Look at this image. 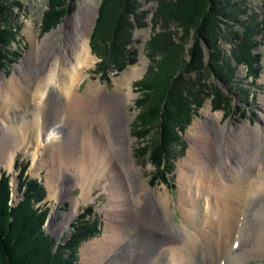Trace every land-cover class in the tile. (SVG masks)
<instances>
[{"label": "rangeland", "instance_id": "obj_1", "mask_svg": "<svg viewBox=\"0 0 264 264\" xmlns=\"http://www.w3.org/2000/svg\"><path fill=\"white\" fill-rule=\"evenodd\" d=\"M60 1L63 11L59 18L50 27L43 28L41 14L45 9L47 0H6L9 10L1 14L0 19L3 26L11 23L16 37L14 41L9 43L10 53L8 56L10 58L0 64V87L12 76H17L18 79L22 80L24 74H26L23 72L22 76L20 70L23 68L26 69H24L25 72L37 70L38 67L33 62L30 54L38 44L43 42L45 35L52 33L51 41L46 49L47 55L50 56L63 50L68 39H76L77 30L88 32L89 51L93 58L88 66L82 69L81 77L74 88L84 95L83 97L90 95V89L98 88L95 105L99 106V116L102 117L100 116L97 123L100 122V119L103 120L104 117H107L110 109H112L113 102L121 103L126 94L130 93L129 100L121 110L126 115V119L128 118V124L126 123L128 133H125L129 136L126 146L127 151L123 155L128 159V167L132 169V174L138 185L135 186L134 190L137 200L131 202V210L129 209L127 214L132 213V215L141 219L144 216L141 206L147 208V210L151 208L149 202L146 201L154 199L159 202L163 197H167V204L164 207H167L169 211L171 223L179 226L183 222V218L178 175L180 164H183L188 158V150L193 148L194 145L200 144L199 140L197 142L195 140L196 137L201 135L197 134L196 129L198 127L195 124L199 123L202 129L203 127L209 129V137L207 136V138L212 135V139L215 141V144L209 142L210 149L213 147L217 150L216 144L219 139H221L223 146L227 145L229 147H227V164L229 166L230 163L241 162L242 158V147L238 149L230 147L229 135L236 136L239 133L241 136L247 135V140L251 141L252 145H255V137L264 139V0H245L248 15L242 18L250 22L253 21L257 28L260 27L261 29L253 32V46L245 56L246 60L238 62L233 60L229 65V71L224 67L221 76H216V72L215 74L210 73L206 67L205 69L202 66L198 69L190 68L193 64H188L192 58L188 53V48L193 45L190 38L192 35L189 33L185 36L173 21H163L161 18L153 17L152 13L158 0H135L137 6L130 16H127L130 25L126 27L124 32L123 27L121 29L122 35L126 34L127 37L124 38L128 41L123 44L120 51L111 46L112 44L107 38H112V36L110 37L107 32H102L106 33L102 37L105 38L104 40L97 35L99 29L92 35V31H95V20L98 16L100 0ZM233 28H236V26H233ZM229 30L231 29L229 28ZM219 42L220 48L223 49L224 58H232V51L237 48L240 49L237 43L225 44L222 41ZM94 43H97V45L95 46ZM98 45L103 46L106 51V56L101 64L99 56L92 51L102 48H98ZM198 46L200 48L202 46L203 61H206L209 55L206 47L203 44H197V48ZM162 53L169 56V61L174 63L172 81L180 74L175 87L180 86L182 83L190 84L192 86L189 89L190 93L185 90H182V93L191 98L193 96L189 95L195 92L197 96H200V98L197 97L200 104L195 106V109L190 110L189 117L183 122L182 126L175 127V133L178 134L179 138L171 142L170 151L166 150L164 160L160 158V161L152 162L150 158L153 159V157L150 155V149L152 148L153 128L150 130L149 127H145L146 132L139 138L135 133L137 127L139 129L143 128V123L141 124L143 117L140 112L144 104L140 103L139 99L145 96L143 93L144 88L140 89L135 82L149 76L147 67L149 64L154 63L153 59L159 60ZM246 63L256 68L254 78L246 74L248 70ZM132 68L138 71V75L131 81L126 82L125 77H128L126 74L133 71ZM210 96H213L215 101L219 103L218 106H212ZM57 105L49 104L47 108L48 115L46 114L48 119H51L56 112L61 111L62 102L57 103ZM106 109L108 111L102 112ZM24 117L27 119V112L24 113ZM44 118L41 121H44ZM18 120L16 117L10 119L9 130L0 125V138L3 137L4 141L9 140L11 134L15 132H19L20 135L25 137L14 156V159L16 157L18 164L19 162L20 164H15L13 169L12 162L6 164L1 161L0 163V172L4 171L0 173V178H3L1 174H4L6 178H9V184L11 185V204H15L22 199L25 180L35 179L36 181H32L39 186L41 194L35 206L41 205L47 211L46 215L43 216V229L53 237L55 244L63 241L68 242L70 246L72 244L69 250L74 261L71 264H81L84 247L95 240L100 241L105 232L106 224L113 216L110 213L115 207L113 196L116 194L113 195V188L122 179H119L112 169H105L97 179H94V176L85 185L83 192L82 186L78 185L77 180L74 179L75 171L73 168L65 167L58 160L48 159L49 156L44 151L45 144L39 129L35 127L26 129V127H23L25 125L18 123ZM67 121L69 129L67 130L66 126L64 127L63 131L65 133H62L64 135L62 141L65 139V148L68 151V147L71 146L70 148H72L74 144L78 143L77 145L80 146L82 134L75 132V135H73L74 131H71V125H74V120L69 119ZM123 121L124 124L125 121L127 122V120ZM155 121L156 119L153 120V122ZM95 124L94 122L93 125ZM220 124L223 125L221 131L218 130ZM103 125L99 124L101 135ZM70 134L73 136L71 137ZM105 140L107 143L106 134ZM37 143H39L38 148ZM40 144L42 145L41 148ZM142 146L144 148L141 151ZM111 154L113 155V152ZM112 159V166L118 168V170L121 169V162L114 156H112ZM215 159L217 160V158ZM36 161L40 162V168L36 167ZM53 166L58 167V171L55 176L56 180L55 177L52 179L55 186L52 193L49 190L46 176L48 169ZM115 170L117 171V169ZM91 173L86 171L81 174V180H85ZM124 183L127 194H131L132 190L128 187L127 181H124ZM127 198L130 199L131 197ZM255 203L257 208L254 209L259 211V217L254 219L250 215L253 210L251 209L250 213L247 211L249 223L244 222L238 235L237 247L226 249L222 256L218 258L217 263H226L229 260H234L233 262L247 260L246 254H254L253 251L249 250L247 236H244V234L250 230L254 234L260 232V226L264 224V196L258 197ZM204 207L203 210L208 211L209 203ZM127 214H120L123 221L129 219ZM241 223H238L237 228H240ZM139 226V228L133 227V231L129 236L127 234L126 237H123V240L117 244L119 246L114 245L112 250L108 251L98 264H135L136 261L140 262L143 257L145 261L142 264H152L147 250L151 246V251L155 242L157 245L158 239H146V242L147 240L149 242L145 243L143 237L145 230H150L160 239H182L179 235H170V233L162 231L161 226L151 222L150 219H144ZM145 244L148 245L147 250L144 251ZM200 245L204 256L211 257V253H207L206 246L204 244ZM151 252L153 253V250ZM152 253L151 255H153ZM259 263H264V257L262 259L251 257L245 263L243 262V264Z\"/></svg>", "mask_w": 264, "mask_h": 264}, {"label": "bare ground", "instance_id": "obj_2", "mask_svg": "<svg viewBox=\"0 0 264 264\" xmlns=\"http://www.w3.org/2000/svg\"><path fill=\"white\" fill-rule=\"evenodd\" d=\"M77 34L76 39L67 40L63 50L50 56L47 55L46 49L51 41L52 33L45 35L43 42L38 44L30 54L38 67L37 70L25 72L23 68L20 70L21 74L22 76L23 72L26 74L22 80L12 76L0 87V125L9 130L10 119L16 117L19 119L18 123L25 125L23 127L26 129L29 127L39 129L48 159L58 160L65 167L73 168L74 179L77 180L78 185L82 186L83 192L85 185L94 176V179H97L105 169H112L117 177L122 179L120 182L118 180L119 183L113 188V195L116 194L113 196L115 207L110 212L113 216L106 224L100 241L95 240L84 247L81 264H98L114 245L119 244L127 234L129 236L133 227L141 225L144 219H150L151 222L161 226L162 231L170 235L182 237L181 241L174 238L160 239L150 230H145L143 236L145 243L149 242V240L146 242V239H158L157 245L155 242L152 248L153 253L152 250L150 251L151 246L147 250L148 244L142 246L144 251H149L147 254H150L152 264H243L251 257L262 259L264 257V224L260 226L258 234L251 233V230L244 234L247 236L249 250L254 252V254H246L247 260L217 263L226 249L237 247L238 242L234 247L232 242L238 240L244 222L249 223L247 211L250 213L252 209L253 212L250 215L254 219L259 217V211L254 208H257L255 203L257 198L264 196V139L255 137V145H252V142L247 140V135L241 136L240 133L236 136L229 135L230 147L233 149L242 147L241 162L230 163L229 166L227 164L229 147L223 146L219 139L216 144L217 150L213 147L210 149L209 142L215 144V141L212 135L207 138L209 129L207 127L202 129V126L196 123L198 127L196 132L202 136L196 137L195 140L196 142L199 140L200 144L188 150V158L180 164L178 175L183 222L179 226L171 223L169 211L167 207H164L167 204V197H163L159 202L154 199L146 201L151 208L147 210L141 206L143 219L132 213L127 214V211L131 210V202L137 200L134 190L138 185L132 169L128 167V159L123 155L127 151L129 136L126 135L128 118L126 119V115L121 110L129 100L130 93L126 94L121 103L113 102L107 117L100 119L97 123L101 116H99V106L95 105L98 88L90 89L88 97H83L84 95L74 88L81 77L82 69L88 66L93 58L89 51L88 32L77 30ZM132 70L126 74L128 76L125 77L126 82L138 75V71L134 68ZM61 102V111L48 119L46 114L49 104L57 105ZM106 111L108 109L102 112ZM25 112H27V119L24 117ZM42 118L44 121H41ZM69 119L74 120V125H71L73 135L75 132L82 135L80 146L77 145L78 143L74 144L72 148L68 147L67 151L65 139L62 141L64 137L62 133L65 126L67 130L69 129L67 121ZM123 120L127 122L125 121L124 124ZM94 122L95 125H93ZM99 124H104L102 135ZM222 128L223 125L220 124L218 130L221 131ZM24 138L19 132L12 133L9 140L4 141L3 137L0 138V163L1 161L6 164L13 163L16 151ZM38 145L39 143L37 148ZM112 156L121 162V169L118 170L112 166ZM37 162L36 167L40 168V162ZM55 167L48 169L46 176L51 192L55 187L52 179L58 171V167ZM86 171L92 173L85 180H81V174ZM124 181H127L128 187L132 190L131 194H127ZM208 203L209 209L205 212L203 207ZM121 213L127 214L129 219L123 221ZM238 223H241L240 228H237ZM200 244L206 246L207 253H211V257L204 256ZM140 260L135 264H142L145 261L144 257Z\"/></svg>", "mask_w": 264, "mask_h": 264}, {"label": "trees", "instance_id": "obj_3", "mask_svg": "<svg viewBox=\"0 0 264 264\" xmlns=\"http://www.w3.org/2000/svg\"><path fill=\"white\" fill-rule=\"evenodd\" d=\"M136 6L135 0H100L95 31H92V35L99 29L97 35L102 38L106 34L102 32H107L110 37L112 36L107 38L111 46L120 51L123 44L128 41L125 39L127 35H122L121 29L123 27L124 32L130 25L127 16H130ZM8 10L6 0H0V15ZM247 10L245 0H158L152 15L163 21H173L185 36L189 33L192 35L190 38L193 45L188 48V53L192 56L188 64H193L190 68L198 69L202 66L205 69L206 67L210 73L216 72V76H221L224 67L229 71V65L233 60H236L235 62L246 60L245 56L253 46V32L261 29L257 28L253 21L242 18L248 15ZM62 11L60 0H47L41 14L42 27H50ZM1 23L0 19V64L10 58L9 43L16 37L11 23L7 26ZM219 41L225 44L237 43L240 49L232 51V58H224ZM197 44H203L206 47L209 54L206 61H203L202 46L197 48ZM94 45L96 46L97 43ZM98 48L101 49L92 51L99 56L101 64L106 51L101 45H98ZM153 60L154 63L147 67L149 76L135 82L140 89L144 88L145 94L139 99L140 103L144 104L140 112L143 117L141 120L143 128L137 127L135 133L139 138L146 132L145 127H149L150 130L153 128L150 149L153 159H150L155 162L160 161V158L164 160L171 142L179 138L175 133V127L182 126L189 117L190 110L200 104L197 98L200 96L193 92L189 95L193 97L189 98L182 93V90L190 93L189 89L192 87L190 84L182 83L175 87L180 74L172 81L174 63L169 61V56L162 53L159 60ZM246 67H248L246 74L254 78L256 68L251 64H247ZM210 101L212 106L216 107L219 104L213 96H210ZM154 119H156L155 122H153ZM143 148V146L140 148L141 151ZM1 176L3 178H0V264L73 263L74 259L69 250L72 244L70 246L65 241L55 244L53 237L43 229V216L47 211L41 205L35 206L41 195L39 186L32 181L36 180L29 181L30 178L25 180L22 199L11 204L12 189L9 178H6L4 174Z\"/></svg>", "mask_w": 264, "mask_h": 264}]
</instances>
